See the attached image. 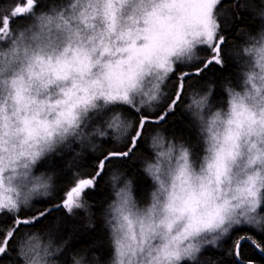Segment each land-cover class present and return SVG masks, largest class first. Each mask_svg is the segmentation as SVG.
<instances>
[{
	"label": "clouds",
	"instance_id": "1",
	"mask_svg": "<svg viewBox=\"0 0 264 264\" xmlns=\"http://www.w3.org/2000/svg\"><path fill=\"white\" fill-rule=\"evenodd\" d=\"M24 2L0 9V215L13 217L52 196L57 172L37 171L44 160L99 153L108 139L132 142L140 122L124 109L156 112L177 67L206 59L199 50L215 47L221 27V0ZM41 2L47 7L38 9ZM248 4L264 21V0ZM21 16L26 22L11 23ZM238 34L230 48L238 79L221 81L222 100L213 101L211 81L187 92L182 111L196 141L163 127L149 132L151 156L139 162L150 181L146 196L137 197L126 169L112 168L99 213L110 255L91 251L96 241L68 252L69 264H197L236 227L264 231V24ZM78 212L83 228L93 229L96 214L83 194L68 210ZM70 240L26 231L16 257L63 264Z\"/></svg>",
	"mask_w": 264,
	"mask_h": 264
},
{
	"label": "trees",
	"instance_id": "2",
	"mask_svg": "<svg viewBox=\"0 0 264 264\" xmlns=\"http://www.w3.org/2000/svg\"><path fill=\"white\" fill-rule=\"evenodd\" d=\"M15 0H0V9H8ZM35 3V0H33ZM25 0L23 7H27ZM21 4L16 2V8ZM47 4L41 2L37 8H46ZM220 19V36L216 42L215 48L219 52L208 48H201L199 51L206 59H201L198 64H192L185 68L178 66L176 73L171 77L168 83L169 94L159 109L153 113L137 114L135 111L125 108L124 111L133 116L140 122L142 117H148L149 122L139 128L142 136L138 138L134 150L124 157H110L103 169H98L99 161L112 152L127 151L133 147L131 142L123 145H115L111 139L102 141L103 148L99 153H88L84 157L73 156L72 153H65L63 156H52L44 160L39 166L40 169H49L57 172L56 188L49 199L37 200L28 210L21 209L16 216L7 213L0 215V246L6 248L5 252L0 253V264H20L16 257L17 239L26 231L39 229L41 231L48 229L52 231L56 240H62L71 237L64 253L59 257L63 264H69L68 252L86 248L96 241H100L98 247L92 248L100 254L101 260H106L110 255V248L107 246V233L102 227V220L99 213L110 196L108 187L105 184V178L112 168L126 169L128 175L134 176L135 191L137 197L143 199L146 196L150 186V181L139 170L140 159L144 156H151L149 150L145 147L146 137L149 132L156 127H163L166 132L172 135L186 138L189 143L196 141L194 126L186 113L182 111L183 103L187 92L191 88L202 87L205 81H211L216 84L213 93V101L219 102L224 97L220 87L221 81L227 76L233 83L238 79L236 68L230 48L234 42H238L241 37L238 34L241 29H248L255 32L258 27L264 24V21L254 16L250 10L248 0H221L218 7ZM26 22L24 17H18L11 21L13 25ZM220 42V43H219ZM221 51L223 55V64L220 65ZM218 56L219 63L213 59ZM199 69V71H197ZM187 73V75H184ZM175 100V103L172 101ZM163 116V119H159ZM194 151L199 152V145L194 146ZM97 171L100 172L96 175ZM82 179H93L92 185L81 190V194L92 203V211L96 214V224L93 229L83 228L84 213L78 212L75 216L68 214V209L64 207L63 201L66 194L77 185ZM80 194V196H81ZM264 211V208L261 209ZM44 212L41 217L40 213ZM38 218V219H35ZM24 220L29 223H23ZM8 232L14 234L8 238L5 245L4 240ZM242 236L250 237L259 245V252L249 242L243 241L239 247V259L244 263L264 264V231H258L249 226H239L232 230L231 234L224 238L216 247H206L200 254L197 264H239L235 259V248L237 241ZM187 264V262H185Z\"/></svg>",
	"mask_w": 264,
	"mask_h": 264
},
{
	"label": "snow or ice",
	"instance_id": "3",
	"mask_svg": "<svg viewBox=\"0 0 264 264\" xmlns=\"http://www.w3.org/2000/svg\"><path fill=\"white\" fill-rule=\"evenodd\" d=\"M28 6H31L33 4V0H27ZM25 9L24 8H17L16 11L18 12H23ZM5 29L8 27V23H7V18H5V25H4ZM211 35V34H209ZM215 52H219V48L216 47ZM213 59L216 60L217 63H219V58L218 56H214ZM199 71V69L197 70ZM184 75H187V73H185ZM172 103H175V100L172 101ZM159 119H163V116H161ZM149 122V118L148 117H142L140 120V127L142 128L143 125L147 124ZM141 131L140 129H138L137 131V136L133 138L132 140V145L133 147H129L127 151H123V152H112L109 153L107 156H105L102 160L99 161L98 164V169H103L106 161L110 158V157H124L127 156L131 151L134 150V146L138 141L139 135H140ZM100 172L97 171L96 175H99ZM93 183V179H82L78 182L77 186L73 187L67 194H66V199L63 201L64 207L67 208L69 211H71L73 205L75 204L76 200L74 199V197H79L81 194V190L85 187H88L90 185H92ZM44 215V212L40 213V216L42 217ZM38 219V218H35ZM23 223H29V221L24 220ZM14 233L13 232H8L5 236V240L4 243L5 245L8 242V238H10ZM245 239H249L250 242L253 245L259 246L257 244V242L255 240H252L250 237L247 236H242L240 237V239L237 241L236 244V248H237V255H239V246L240 244H242L243 240ZM6 248L4 246H0V253L5 252Z\"/></svg>",
	"mask_w": 264,
	"mask_h": 264
},
{
	"label": "water",
	"instance_id": "4",
	"mask_svg": "<svg viewBox=\"0 0 264 264\" xmlns=\"http://www.w3.org/2000/svg\"><path fill=\"white\" fill-rule=\"evenodd\" d=\"M220 43V42H219ZM243 241H246V242H249L250 244H252L251 242H250V240L249 239H245V240H243ZM252 246L259 252V254H261V252H260V250H259V248H258V246H256V245H253L252 244ZM240 247V246H239ZM235 259H236V261L239 263V264H251V263H244V262H242L240 259H239V257H238V255H237V248H235Z\"/></svg>",
	"mask_w": 264,
	"mask_h": 264
},
{
	"label": "rangeland",
	"instance_id": "5",
	"mask_svg": "<svg viewBox=\"0 0 264 264\" xmlns=\"http://www.w3.org/2000/svg\"><path fill=\"white\" fill-rule=\"evenodd\" d=\"M22 23H24V22H22ZM219 40V38L218 39H216L215 40V45H216V42ZM212 50H214L215 49V47L214 48H211ZM78 184V183H77ZM77 186V185H76ZM80 197V196H79ZM79 197H74V199L75 200H77V199H79ZM29 209V208H28ZM28 209H23V210H28Z\"/></svg>",
	"mask_w": 264,
	"mask_h": 264
}]
</instances>
